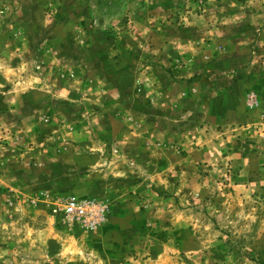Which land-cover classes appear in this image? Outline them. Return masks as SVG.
Masks as SVG:
<instances>
[{
    "label": "rangeland",
    "instance_id": "rangeland-1",
    "mask_svg": "<svg viewBox=\"0 0 264 264\" xmlns=\"http://www.w3.org/2000/svg\"><path fill=\"white\" fill-rule=\"evenodd\" d=\"M164 49L170 77L187 82L171 91L186 107L171 141L156 139L149 158L127 145L123 165H82L65 148L100 139L63 116L78 109L68 99L89 92L82 73L100 52L135 51L156 66ZM114 58L116 69L127 62ZM164 91L161 102L172 97ZM245 154L261 165L244 164ZM139 155L151 162L139 165ZM108 177L129 192L127 218L111 211ZM70 198L95 201L103 220L92 229L66 220L59 209ZM0 264H264V0H0Z\"/></svg>",
    "mask_w": 264,
    "mask_h": 264
},
{
    "label": "crops",
    "instance_id": "crops-1",
    "mask_svg": "<svg viewBox=\"0 0 264 264\" xmlns=\"http://www.w3.org/2000/svg\"><path fill=\"white\" fill-rule=\"evenodd\" d=\"M62 22L64 21L60 20L57 17L55 23L62 25L64 24ZM50 36L51 35H49V37ZM54 38L56 41H71V38L69 36H67L66 38L55 36ZM150 53L152 52L148 51L143 55L149 60ZM159 54L162 55V59L165 63L163 65L155 66V64L153 65L149 62H147L146 65L142 64L143 61H145L142 53L140 57H138V54L135 53V51H117V53L114 52L111 54L110 51L107 50L104 52H100V54L97 56L98 60H96L94 64H92V66L88 69V73L86 72V77H83L84 73H82V79L84 80L85 78L83 82V88L86 87L82 91H86L87 89L90 93L88 92V94L83 98L79 97L77 100L74 99V97L73 99H68V103H66V105H69L71 107L72 105L79 104L80 106H74L75 110L76 108H78L74 113L71 110L70 113L63 114V116H65L68 121H81L86 122L85 124L87 125H90L91 129L90 131H87V133H85L86 126L83 127L82 135L87 134L86 137H91V134L94 131L95 133H93L92 136L94 138L95 136L96 138L99 137L100 139L98 142H92L91 146H89L90 148L88 149L83 148L82 145L71 147L68 146L65 148L70 150L69 152H75L72 155L73 158L82 160V165H92L93 161L96 163L98 162L99 164L101 162V165H123L124 158L121 154V147L126 148L127 145H132V149L136 148L134 147V145H137V147L139 148L137 155L141 153V155H145L149 158L150 151L156 152L158 150L157 146H155L156 139L162 138L164 140L167 139V142L171 141L172 121L174 119H178L177 121L179 122L184 121L185 118L184 116H182V114L186 112V107L183 109V105L180 101H176L175 103V101L172 100V98L178 97V95L173 93L174 95L172 96L171 91L175 89L182 90L183 88L187 87V82L186 78H184L183 75L176 76L175 78L170 77L171 70L174 69V65L172 62H170L169 59L171 52L167 49H164ZM180 54H182V52H180ZM115 56H117L118 59H120L122 62L124 61V59L127 60V62L125 64H122L119 69L114 68L118 61L114 58ZM137 57L140 59L138 60ZM177 57L180 61L178 65V74L179 72H186V66H183V64H185V61H183L185 59L184 55H180ZM133 58L135 60H132ZM108 67L112 69V73L105 74V68ZM39 68L40 67H37V69ZM144 72L146 73L145 75H143ZM152 75H154L155 78H153L154 76ZM57 76L58 73L56 74V77ZM157 82L159 83V85H157ZM132 83H135V86H132ZM126 84H130L129 87H127ZM58 86H60V84ZM88 87L90 89H88ZM59 88L61 89V87ZM64 89L65 92L71 91L69 86L65 87ZM163 89L165 90V94L167 93L172 97L167 98L164 102H161V100H158L157 97L160 95H164ZM39 90L45 91L41 87H39ZM154 90H158L161 92L158 94L155 93L156 97L154 99H150L152 94L151 91ZM132 91H134V93H132ZM38 93V98H43L40 97L42 93ZM111 93L115 94L114 98L109 97V94ZM144 97L147 99H145ZM226 98H230L229 94L228 96H226ZM45 99L48 100L46 96L44 99H36L33 104H35L36 106H44L46 102ZM54 102L59 101L54 100ZM26 104H28V101ZM228 104L232 103L229 102ZM54 105L55 104L52 103V107ZM84 114H86V116L88 117H84ZM174 115H177L178 117L176 118ZM37 116L39 120H42L44 119L43 116L45 115L38 113L35 114L36 118ZM97 125H99L98 128ZM125 126L127 128L126 130ZM70 130H72V128ZM177 133H180L178 136H181V139L182 137L184 138L185 133L182 131L181 126L179 128V132ZM75 136L76 137L74 138L77 139L79 137L78 139L82 140L81 134L76 133ZM126 139H133L136 140V142L133 144L130 141L127 142ZM143 140L147 141V151L144 150L145 144L143 143ZM197 145L195 147V150H191V153H201V149L198 150ZM151 146H154L156 149L150 150V148H152ZM165 146L161 150H163L164 153H171L172 150H170L169 144L167 143V147H169V149L165 148ZM232 148L233 149H229L230 151H227V155L229 160H234L235 165L236 160L239 159L240 154L237 150L238 147L233 146ZM115 150L119 154L116 158L117 163L106 162L107 160H105L104 162V160L100 158L101 155H104L108 152L112 153V151ZM141 155L137 157V162L139 163V165H146L151 162L148 158H139ZM245 155L246 156L244 157V164L247 163V165H255L257 163V167L258 165H261L262 158L255 159L254 157L253 159V157H251L249 154ZM33 164L39 165L40 163H38V161L36 160ZM106 181L107 182H105V184L110 186L106 189V194L108 195V197L105 198L106 200H108L111 197V211L117 212L115 217H129L133 206L126 205L127 203H129L128 200H122L124 197L129 195V192L124 191L125 189L123 188L120 192V188H118V185H120L121 183L120 181L118 183V177H108ZM113 186L115 188L112 191ZM140 186L141 184H138L136 186V189L139 190ZM133 187L134 184L129 186V189L131 190V188ZM120 193H122V195H120ZM89 195L90 194L82 195L81 197L88 198L90 197ZM126 206H128L130 209H125ZM126 226L127 225L124 224L122 225L123 228L120 229L121 232L123 231L122 234L125 232H129V230L127 229L130 226H128V228H125ZM119 234L121 233L119 232Z\"/></svg>",
    "mask_w": 264,
    "mask_h": 264
},
{
    "label": "built area",
    "instance_id": "built-area-1",
    "mask_svg": "<svg viewBox=\"0 0 264 264\" xmlns=\"http://www.w3.org/2000/svg\"><path fill=\"white\" fill-rule=\"evenodd\" d=\"M59 212L66 220L79 221L87 229L94 228L98 221H102L104 214L102 208H97L95 201L91 199L77 201L72 198L62 204Z\"/></svg>",
    "mask_w": 264,
    "mask_h": 264
}]
</instances>
